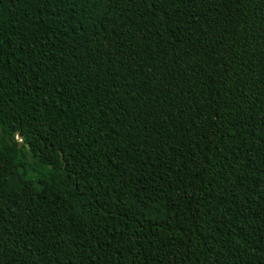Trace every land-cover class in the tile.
<instances>
[{"label":"trees","instance_id":"trees-1","mask_svg":"<svg viewBox=\"0 0 264 264\" xmlns=\"http://www.w3.org/2000/svg\"><path fill=\"white\" fill-rule=\"evenodd\" d=\"M0 264H264V0H0Z\"/></svg>","mask_w":264,"mask_h":264}]
</instances>
